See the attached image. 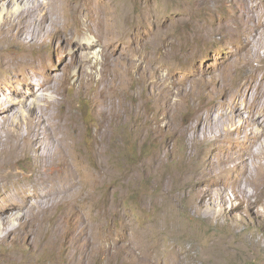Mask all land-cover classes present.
Segmentation results:
<instances>
[{"label": "rangeland", "instance_id": "rangeland-1", "mask_svg": "<svg viewBox=\"0 0 264 264\" xmlns=\"http://www.w3.org/2000/svg\"><path fill=\"white\" fill-rule=\"evenodd\" d=\"M80 1L82 13L60 19V30L65 38L80 26L86 39L97 41V55H86L90 64L83 70L74 64L72 49L88 52L84 37L70 49L51 28L25 68L0 67V183L6 185H0V211L7 207L4 199L18 208L0 223V259L8 264H264L263 228L250 216L236 221L221 216L220 207L199 193L216 201L220 168L195 177L202 162L242 154L247 135H240L239 148L225 138L230 152L215 153L223 142L220 117L215 114L211 126H201V138L196 116L220 100L190 97L168 115L162 108L164 100L177 99L169 95L173 91L182 98L194 87V67L213 89L228 61L253 42L249 21L237 12V26L226 23L232 35L216 32L229 19L228 0H91L87 10V1ZM0 6L1 25L6 14L17 11L5 2ZM258 9L256 15L262 13ZM95 10L94 18L87 16ZM0 48L16 55L23 50ZM151 93L159 110L153 120L146 101ZM226 100L234 101L232 95ZM35 136L62 173L47 163L39 166L35 153L26 152L25 139ZM187 144L192 149L181 160Z\"/></svg>", "mask_w": 264, "mask_h": 264}, {"label": "bare ground", "instance_id": "bare-ground-1", "mask_svg": "<svg viewBox=\"0 0 264 264\" xmlns=\"http://www.w3.org/2000/svg\"><path fill=\"white\" fill-rule=\"evenodd\" d=\"M86 1L87 3L85 4L87 5L85 10L88 9V4L91 0ZM3 2L7 3L10 6H13V8L16 6L15 10L17 12L19 11L18 13L20 15L17 12L16 16H14L15 12H12V15H5L3 24L0 25V47H8V45H13L16 46V48L21 47L23 50H21V53L19 55H16L11 54L10 52H6V50H2L0 48L2 50V52L0 53V67L2 71L13 72V70L15 71L18 68H25L26 64L31 60L30 56L32 51L41 43L42 40L45 42V39H43L42 36L46 31H48V28L53 29V34L56 35V38L58 40L63 39L65 47L67 48H73L74 41L78 40L79 42V40L81 41V39L84 37V39L86 40V48L88 52H83L78 47H74L72 49V55L75 58L74 64L79 65L80 63L81 70H83L84 64L86 65L89 63V58L88 56L86 57L87 54L91 53V55H97L95 48L97 41L93 42L90 39H86V36L84 35V33H82V28H78L80 26H77L76 34H65V38L64 36H62L61 38L60 28L62 27L60 26V24L62 23V21L60 19L64 20L63 17L66 16L67 19L69 16H75L77 18L82 13L79 7L81 2L80 0L75 7L71 6L70 4L72 0H0V3ZM255 2H257V0H228L227 2H225V4H227V6L229 7L226 11V13L229 14V19H224L222 23L219 24L220 31L219 29H216V32L230 33L232 35L234 30L230 31V27L227 28L226 23L232 21L231 25L237 26V24L240 22V16L237 14V12H239L249 21L251 25V32L254 35V40L253 42L249 43V46L245 48L244 52L238 53L233 59L228 61L226 70L220 73V82L215 85L213 89L208 90L207 87L210 84V79L205 77V75L199 77L200 71L197 67H194V87L189 92L182 94V98H179L180 96L178 97L179 90L175 92L173 91L169 95H175L177 99H172V102H168L169 99L164 100L165 102H163L162 108L164 111H166V114H174L176 111L180 110V107L182 106V100L184 101V99L190 97L197 98L204 96L206 97V99L209 98L208 101L220 100L219 105L214 104L213 106H210V108L204 107L203 110L196 116V127L199 128L198 136L202 138V135L200 134L201 126L203 124H209L211 126L210 120L214 119L215 114H217V117H220V132L222 133L220 139L223 138V142L221 141L220 145L215 146V153L230 152V150L225 145V138L233 139L234 148L243 146V144H240L239 140L240 135L243 133L247 135V141L245 143H247V145L251 147V149L248 146H245V148L239 150L242 154H237V152L235 156H230L226 159H221L219 156L213 158L211 163L205 161L198 165L195 177L200 174L213 175L215 171L220 168L221 187L219 189L220 194H218L216 201L212 202V197H209L204 192H200L199 188L197 189L200 195L205 198L210 204L213 203L214 205H218L217 207H220L221 216H227L232 220H235L237 216H239L241 219H245L247 216H250L258 226H261L263 228L262 232L264 237V24L261 26L257 25V21L259 19L264 20V2L262 0L257 7L262 8V10L258 9L262 11V13L259 15L255 14V10L257 9L253 5ZM26 3H33L35 7L32 10L25 9L23 8V6H25ZM0 7L4 8V6ZM2 11L5 12V9H2ZM87 13L88 17L94 18L96 10L87 11ZM245 33L247 34V31H245ZM202 37L205 38L206 36ZM256 41L259 42V47L256 49L250 47ZM232 56H234V53ZM255 62L258 63L257 66H255ZM106 82H109V79H107ZM162 82V80H159V82L157 83L159 84V86H161ZM37 87L39 88V90H41L42 85L38 84ZM31 90L34 92V87H31ZM226 95H232L234 101L228 102L226 100ZM142 100L143 99H141V101ZM144 100H146V98ZM156 100L157 98L155 93L154 96L151 93V95L146 100L147 103L152 104L151 114L152 116L154 115V117H152V120L156 119L155 114L159 115L158 107L155 105ZM123 105L124 107L126 106L125 104ZM116 114H118L119 117L123 118V116H120L122 112L119 110V108ZM138 116H141V114H139ZM147 119L150 120V118ZM165 119L166 118L164 117V120ZM148 120H146L145 118V124L149 122ZM253 124H255V128L249 129L248 127L252 126ZM10 134L14 135L15 133H13V131L11 130ZM52 134L54 136V133ZM35 137L30 140L25 139L24 143H26L25 146L27 147L26 152L28 154L32 153L31 151L35 153V156L38 157L39 160V166L42 167L43 164L47 163L50 167H53L55 171H58V173H62V171L58 170V168L55 169V167H61L62 165L58 161L51 159V157L47 153H43L41 144H39V139L37 136ZM218 137L219 136L216 135L213 137V139H217ZM50 138L52 137L50 136ZM46 139L47 138H45V140ZM1 140L2 138L0 137V141ZM9 140H13V138L8 139V141ZM245 143L244 145H246ZM186 146L187 148L185 150V153L180 157L181 160H186L192 149V146L190 144L185 145V147ZM15 149L16 148H12L10 151H14ZM20 152H22L21 149L16 150V158L18 157ZM13 168H15V166ZM47 171L49 172V170ZM5 173H7V171ZM49 176L51 177V175ZM0 185L2 184L0 183ZM2 186L6 187V185ZM230 191L231 195L229 194ZM3 201H5V203L7 204V207L0 211V213H2V215H0V223H6L7 221L11 220V218L9 217L10 215H13V210L11 211V209H18L12 206L7 200L4 199ZM229 205L232 206L230 210L228 209ZM23 218L25 219L24 216ZM258 226L256 228H259ZM26 243L29 248H32L34 245L33 240L30 238L26 240ZM0 264L8 263L6 260L0 259Z\"/></svg>", "mask_w": 264, "mask_h": 264}]
</instances>
